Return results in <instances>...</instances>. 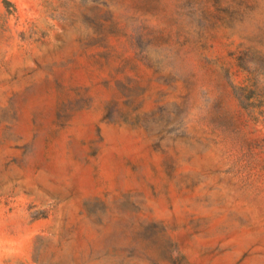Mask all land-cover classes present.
Masks as SVG:
<instances>
[{
	"label": "rangeland",
	"instance_id": "1",
	"mask_svg": "<svg viewBox=\"0 0 264 264\" xmlns=\"http://www.w3.org/2000/svg\"><path fill=\"white\" fill-rule=\"evenodd\" d=\"M0 264H264V0H0Z\"/></svg>",
	"mask_w": 264,
	"mask_h": 264
}]
</instances>
